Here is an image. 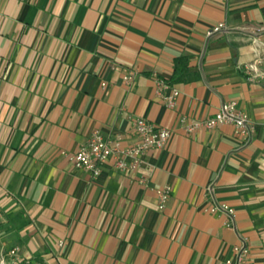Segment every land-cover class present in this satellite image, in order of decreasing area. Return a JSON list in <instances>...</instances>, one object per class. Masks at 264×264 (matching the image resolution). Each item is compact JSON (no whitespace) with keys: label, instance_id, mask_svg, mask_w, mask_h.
I'll list each match as a JSON object with an SVG mask.
<instances>
[{"label":"crops","instance_id":"obj_1","mask_svg":"<svg viewBox=\"0 0 264 264\" xmlns=\"http://www.w3.org/2000/svg\"><path fill=\"white\" fill-rule=\"evenodd\" d=\"M255 50L264 0H0V254L16 244L28 264H225L243 237L247 264H264V76L243 67ZM181 54L185 79L171 81ZM222 100L254 123L247 143L231 123L184 131L180 115L206 118ZM137 116L171 134L136 169L107 161L93 176L71 163L93 130L135 141ZM220 201L231 225L204 210Z\"/></svg>","mask_w":264,"mask_h":264},{"label":"built area","instance_id":"obj_2","mask_svg":"<svg viewBox=\"0 0 264 264\" xmlns=\"http://www.w3.org/2000/svg\"><path fill=\"white\" fill-rule=\"evenodd\" d=\"M224 26V22H217L215 25L207 29L206 33L211 34ZM257 44V39H252ZM244 71L250 79L257 76H264V51L258 53L255 50V57L244 64ZM131 74L123 75L125 81L131 79ZM103 83V82H102ZM157 89L165 86V82L161 78H156ZM178 94L176 88H171L169 93L163 94L166 105L170 106ZM178 120L183 124L186 133H192L198 128H211L219 123H231L233 125V134L247 143L251 138L254 130V123L248 114L236 106L234 100H222L218 109L210 116L203 119L186 120L184 115H180ZM135 141L126 146H119L117 142L110 144L108 140L98 131L93 130L87 138V141L80 145L77 149L68 153V158L75 167H82L96 176L100 171V165L110 161L112 165L120 170L136 169L140 164L144 163L143 155L150 148L162 147L168 140L171 130L166 126L155 125L150 120L137 116L133 121ZM264 126V121H263ZM141 182H146L147 177L141 176ZM170 185L165 183L154 188L156 205L163 208L169 193ZM209 212L220 211L227 214L228 219L225 225L232 224L234 209L226 202H214L204 207ZM0 212V220L2 219ZM60 244L61 241L59 240ZM248 248L245 238L240 237L238 242L232 246V255L225 259V264H247ZM7 256L9 261H7ZM28 264L27 255L21 254L16 244L9 247L5 253L0 254V264Z\"/></svg>","mask_w":264,"mask_h":264},{"label":"trees","instance_id":"obj_3","mask_svg":"<svg viewBox=\"0 0 264 264\" xmlns=\"http://www.w3.org/2000/svg\"><path fill=\"white\" fill-rule=\"evenodd\" d=\"M188 58L186 55H177L174 57L173 71L171 81H182L187 72Z\"/></svg>","mask_w":264,"mask_h":264}]
</instances>
